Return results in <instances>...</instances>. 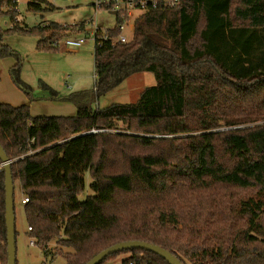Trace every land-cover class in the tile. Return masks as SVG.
I'll return each mask as SVG.
<instances>
[{"label": "trees", "instance_id": "1", "mask_svg": "<svg viewBox=\"0 0 264 264\" xmlns=\"http://www.w3.org/2000/svg\"><path fill=\"white\" fill-rule=\"evenodd\" d=\"M17 7L2 0L0 20L10 18V32L40 37L39 49L85 30V22L21 27ZM53 8L28 0L31 12ZM119 23L116 16L115 27L95 33L93 92L99 98L132 74L153 72L157 84L136 101L93 110L88 92L46 87L77 114L32 116L27 104L0 103V144L29 199L30 237L45 256L53 240L73 248L65 264L130 240L159 245L183 264H264V0L152 9L126 43L111 40ZM2 33L0 57H15L10 78L35 100ZM85 173L93 194L80 200ZM5 189L1 168L0 264L8 258ZM124 253L123 264H170L146 249L99 264Z\"/></svg>", "mask_w": 264, "mask_h": 264}, {"label": "rangeland", "instance_id": "2", "mask_svg": "<svg viewBox=\"0 0 264 264\" xmlns=\"http://www.w3.org/2000/svg\"><path fill=\"white\" fill-rule=\"evenodd\" d=\"M47 1L53 4L55 8L42 12H31L28 10V0H18L17 20L19 26L34 27L49 22L73 25L85 22L84 31L70 35L73 38H85L82 45L78 47L67 46L62 40L59 45L54 46V50L39 49L37 43L40 37L33 34L10 32L9 29L13 26L10 18L3 17L0 20V27L3 32L2 42L21 56L20 77L30 87L33 95L39 96L40 93L45 92L51 97V91L46 87H50L62 96L85 91L89 93L90 107L95 110L113 103L134 102L144 88L157 84L158 81L153 72H138L127 77L105 95L96 98L93 92L95 84V41L92 31L95 30V27H99L102 31L114 27L116 24L114 13L104 9H95L90 0ZM66 8L70 9V14L66 13ZM131 12V19L134 22L140 12ZM127 34L131 36L132 33L128 31ZM1 58L11 59L15 62L14 56ZM59 101L72 103L68 100ZM234 128H240V126ZM84 177L85 190L79 195L80 200L85 199L89 194H93L90 188L91 177L88 173H85ZM21 197L23 198L24 195L21 184L17 180L14 183L15 229L17 232L16 264H65L66 257L69 254H74L73 248L62 246L57 240H53L48 244V253L45 256L41 245L36 242L34 245L30 244L31 240L34 239L30 237L28 232L30 230L27 231V220L22 206L24 203L21 204ZM129 255V253L120 254L108 264H123V260Z\"/></svg>", "mask_w": 264, "mask_h": 264}, {"label": "water", "instance_id": "3", "mask_svg": "<svg viewBox=\"0 0 264 264\" xmlns=\"http://www.w3.org/2000/svg\"><path fill=\"white\" fill-rule=\"evenodd\" d=\"M2 0H0L1 5ZM0 159L1 166L3 167V171L5 174V224H6V241H7V264H16V235H15V204H14V181L11 172V163L12 159H10L3 147L0 144ZM129 249H146L147 251H151L161 258L165 259L170 264H183L175 255H173L167 249L156 245L154 243H149L146 241L140 240H130V241H122L119 243H115L104 250L100 251L96 255H94L90 260H88L85 264H99L109 255L119 252L122 250Z\"/></svg>", "mask_w": 264, "mask_h": 264}, {"label": "built area", "instance_id": "4", "mask_svg": "<svg viewBox=\"0 0 264 264\" xmlns=\"http://www.w3.org/2000/svg\"><path fill=\"white\" fill-rule=\"evenodd\" d=\"M17 1L18 0H13ZM91 4L95 7V9H104L108 12H112L116 16H118L121 19V23L118 24L117 28L119 30L116 37L112 38V41H118L122 43L129 42L133 36L134 32V25L135 21L132 22L131 19V11H139V15L150 11L152 9H157L159 7L163 8H173L179 5L181 0H90ZM67 14H70V9H65ZM137 16V17H138ZM116 25V24H115ZM115 27V26H114ZM113 28V27H112ZM108 29V28H106ZM97 30H101L99 27H95V30L92 31V36L95 41V33ZM130 31L132 34L129 36L127 32ZM104 38L107 39L108 36L104 35ZM64 44L67 46L72 47H78L82 45L85 42V38L79 37V38H73L72 36H67L64 39ZM56 41L53 43V46L59 45L62 41ZM32 142L34 139L31 140ZM3 168L0 164V169ZM28 197L25 196L22 199L23 203H26L28 201ZM28 230H31V227H28ZM31 244H34V240H31ZM130 264H133L130 262Z\"/></svg>", "mask_w": 264, "mask_h": 264}, {"label": "crops", "instance_id": "5", "mask_svg": "<svg viewBox=\"0 0 264 264\" xmlns=\"http://www.w3.org/2000/svg\"><path fill=\"white\" fill-rule=\"evenodd\" d=\"M14 63L11 59L0 57V103H7L13 106L27 104L30 107L32 116H75L77 114V108L73 103L52 100L45 92L40 93L39 96L34 95L36 99L30 100L16 87L10 78L9 70ZM51 113L56 114L52 115ZM22 199L21 197V204ZM22 206L24 210V204Z\"/></svg>", "mask_w": 264, "mask_h": 264}]
</instances>
